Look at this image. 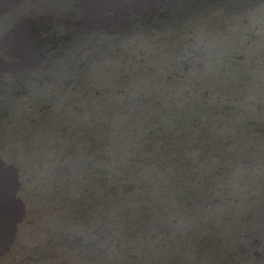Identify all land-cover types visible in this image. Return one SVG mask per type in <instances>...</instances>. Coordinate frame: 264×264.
I'll return each instance as SVG.
<instances>
[{"label": "rangeland", "instance_id": "374dc122", "mask_svg": "<svg viewBox=\"0 0 264 264\" xmlns=\"http://www.w3.org/2000/svg\"><path fill=\"white\" fill-rule=\"evenodd\" d=\"M0 264H264V0H0Z\"/></svg>", "mask_w": 264, "mask_h": 264}, {"label": "trees", "instance_id": "16d2710c", "mask_svg": "<svg viewBox=\"0 0 264 264\" xmlns=\"http://www.w3.org/2000/svg\"><path fill=\"white\" fill-rule=\"evenodd\" d=\"M194 2H199L200 3L201 1H194ZM166 5L168 6V4H166ZM166 5L163 7V9L161 11L156 12L155 14H152L149 18H139L135 22L133 21L132 24L133 25H141L142 26L143 24H145L146 22H148V23H151V24H154L155 25V24H159V23H163V22L167 21V18H168V10H167V6ZM181 16H182V14L176 16V18H179ZM123 31H124V29L121 32H123ZM75 36L76 35L74 33H71L70 35H68L67 38L64 39L65 44H66V47H68L67 49L70 48L71 43H72V46H74L73 45V42L75 41L74 40V37ZM231 101L235 103L236 101H239V99H232ZM227 109H229V107ZM231 109H234V108H231ZM159 161L161 163L160 164L161 166H164L165 165V162L166 161L164 159H159ZM172 164H173L174 169H175L174 172H176V178H178L179 182L186 183V189L184 188V194H185L184 197L186 199H188V200L190 199L191 200L192 197H195V195H193V194L196 193V192L193 191L194 184H198V186L199 187H202V188H205V187L209 186V184H210L209 179H205V178L203 179L202 178L203 177V174H197L199 176V180H195V181H198V182H194V183L191 182V184H190V181H192L194 179H191V178H189L187 176V173L189 172L188 164L183 163L182 161H180V163H178V164H177V162H173ZM151 169H153L152 166H151ZM169 176H170V174H169ZM207 188L209 189V187H207ZM104 198H105L106 203H108L110 201V198L107 195V190L105 191ZM185 198H184V201H187L188 202V200H186ZM200 200L201 199H199L197 197V199H193L192 202L193 203H196V202H198ZM193 203L191 205H193Z\"/></svg>", "mask_w": 264, "mask_h": 264}]
</instances>
